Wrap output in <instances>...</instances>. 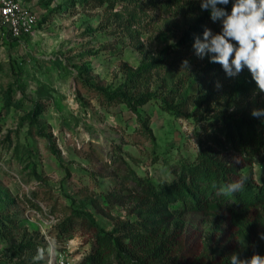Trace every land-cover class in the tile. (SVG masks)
I'll return each mask as SVG.
<instances>
[{
  "label": "rangeland",
  "instance_id": "374dc122",
  "mask_svg": "<svg viewBox=\"0 0 264 264\" xmlns=\"http://www.w3.org/2000/svg\"><path fill=\"white\" fill-rule=\"evenodd\" d=\"M27 1L33 35L0 33V264H87L90 220L126 240L161 227L189 252L247 253L239 218L163 191L205 150L236 156L223 128L261 108L264 94L236 86L251 74L228 78L184 46L193 20L173 0ZM124 93L148 99L140 116ZM246 171L264 182V162Z\"/></svg>",
  "mask_w": 264,
  "mask_h": 264
},
{
  "label": "trees",
  "instance_id": "16d2710c",
  "mask_svg": "<svg viewBox=\"0 0 264 264\" xmlns=\"http://www.w3.org/2000/svg\"><path fill=\"white\" fill-rule=\"evenodd\" d=\"M180 13L193 20L191 31L181 39L184 46H192L195 38H202L205 28L214 33L220 31L219 22L213 23L208 11H202L199 0H173ZM229 11L231 5L227 6ZM215 70L224 73L221 65L214 63ZM247 70V69H245ZM243 70V71H245ZM238 88L246 91L256 89L250 75L240 79ZM109 98L119 96L108 93ZM122 100L137 114L148 99L130 93L121 94ZM170 108H174L172 105ZM264 108V102L261 106ZM223 133L235 153L231 160H223L203 151L195 162L185 166L179 179L174 180L163 194L181 198L188 208H200L222 216L239 218L242 221V235L247 240V253L240 259L253 255L264 256V182H258L246 169L257 162H264V121L258 118L227 121ZM238 182L241 187L227 191L228 185ZM157 197H162L156 193ZM244 209V213L240 210ZM92 234L91 249L85 258L87 264H228L232 251L220 254L192 252L180 239V233H169L161 227L139 232L126 240L115 231H107L96 221L90 220ZM32 243L23 242L20 251ZM191 250V249H190ZM116 261V263H114Z\"/></svg>",
  "mask_w": 264,
  "mask_h": 264
},
{
  "label": "clouds",
  "instance_id": "9594fccd",
  "mask_svg": "<svg viewBox=\"0 0 264 264\" xmlns=\"http://www.w3.org/2000/svg\"><path fill=\"white\" fill-rule=\"evenodd\" d=\"M202 11L210 13L213 23L219 22L220 31L214 33L205 28L202 38L197 36L193 43L194 54L210 62L221 65L228 78L237 77L243 70L251 74L256 84V94H264V0H199ZM228 5H231L229 11ZM183 68H189L184 60ZM221 85L217 82L216 87ZM251 116L264 121V108H254ZM241 187L238 182L228 185L227 191H236ZM264 239V236L261 237ZM54 253L50 245L38 249L35 259L39 261L45 255ZM228 264H264V256L253 255L250 259H240L233 253Z\"/></svg>",
  "mask_w": 264,
  "mask_h": 264
},
{
  "label": "built area",
  "instance_id": "2783aa9c",
  "mask_svg": "<svg viewBox=\"0 0 264 264\" xmlns=\"http://www.w3.org/2000/svg\"><path fill=\"white\" fill-rule=\"evenodd\" d=\"M37 23V14L27 0H0L2 35L18 39L33 35Z\"/></svg>",
  "mask_w": 264,
  "mask_h": 264
}]
</instances>
